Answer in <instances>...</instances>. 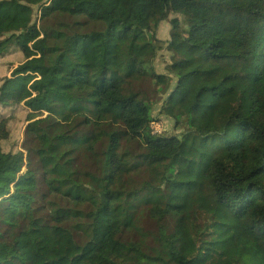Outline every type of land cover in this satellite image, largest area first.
Here are the masks:
<instances>
[{
	"label": "trees",
	"instance_id": "trees-1",
	"mask_svg": "<svg viewBox=\"0 0 264 264\" xmlns=\"http://www.w3.org/2000/svg\"><path fill=\"white\" fill-rule=\"evenodd\" d=\"M39 230L83 264H264V0H0V264H58Z\"/></svg>",
	"mask_w": 264,
	"mask_h": 264
},
{
	"label": "rangeland",
	"instance_id": "rangeland-1",
	"mask_svg": "<svg viewBox=\"0 0 264 264\" xmlns=\"http://www.w3.org/2000/svg\"><path fill=\"white\" fill-rule=\"evenodd\" d=\"M186 10L193 11L194 14L198 19H201L202 17V7L192 8L191 6H184ZM5 13H14L18 12L19 10L16 7L12 8H5ZM173 16H170L169 19H173ZM179 20L182 21L181 16H177ZM170 25L168 22L161 23L158 29V38L170 41ZM186 59L185 54L181 50L172 49V55L168 52H162L157 55V58L154 62V67L156 68V71L162 72L164 70V66L166 64H169L171 61L173 63L179 62ZM183 64V63H181ZM197 64V62L194 63V65ZM189 69H193L191 65L187 66ZM248 72L244 73L242 70L237 69L232 72L222 73L219 72L217 75L212 76L211 79L206 80L207 82L221 86V88H224L226 90V97L219 103V105H216L215 107H208L207 104L211 102V98L208 96L203 97L205 106L202 109L200 113L203 115L198 116L202 119L203 122H212V120L207 119V116L211 117V114L216 110V116L215 121L220 122L221 114L224 112L221 109L227 108V106L230 105H236V107L239 105L238 102V92L240 91L242 93V98H246V87L250 81L251 76L253 75L255 68L250 64L247 63ZM213 68H210L208 66H203L201 70H211ZM225 76H229L230 79L225 81L222 85V79ZM175 83H173L174 86ZM245 100L243 101L244 105ZM160 104L157 105L154 109V114H157L159 112ZM152 129L156 131L157 133H168V132H174L173 131V121L170 119H164L160 121H156L154 124H152ZM175 133V132H174ZM177 134V133H175ZM106 231V225L104 221L101 222V225L99 227V238L97 241L99 242L100 237L105 233ZM36 238L39 242V245L42 249V253L45 258L49 260H57L58 264H83L84 257H79V252L70 244L69 238L67 235L63 233H55L50 234L48 231L45 230H39L36 234ZM24 245V254L31 260H33L34 264H44L43 262L37 260L34 258V255L32 253V249L30 247L26 246V242L22 241ZM84 256V255H83ZM72 263H70L69 260H72ZM61 260V261H60Z\"/></svg>",
	"mask_w": 264,
	"mask_h": 264
}]
</instances>
